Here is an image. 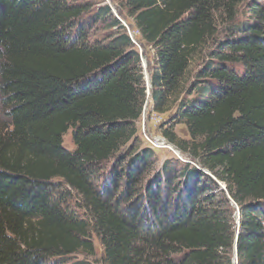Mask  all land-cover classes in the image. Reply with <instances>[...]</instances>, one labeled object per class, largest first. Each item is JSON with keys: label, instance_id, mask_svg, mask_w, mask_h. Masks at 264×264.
Returning a JSON list of instances; mask_svg holds the SVG:
<instances>
[{"label": "trees", "instance_id": "16d2710c", "mask_svg": "<svg viewBox=\"0 0 264 264\" xmlns=\"http://www.w3.org/2000/svg\"><path fill=\"white\" fill-rule=\"evenodd\" d=\"M248 2L251 20L239 23ZM123 6L139 45L154 50L150 94L138 45L119 19L109 44L74 43L66 27L86 9L63 0H0V264L94 255L93 234L106 264H235V246L237 264H264V1ZM101 11L107 15L110 6ZM224 26L231 33L220 41ZM195 62L203 66L196 74ZM150 101L152 111H175L187 126L190 140L177 139L171 124L163 134L201 169L187 164L177 188L169 181V195H180L165 207L150 185L152 209L143 213L124 210L92 181L95 165L137 138ZM71 128L74 152L63 146ZM136 170L128 172L129 193L141 183ZM57 179L78 192L85 217L69 206ZM219 182L240 208V226Z\"/></svg>", "mask_w": 264, "mask_h": 264}, {"label": "rangeland", "instance_id": "374dc122", "mask_svg": "<svg viewBox=\"0 0 264 264\" xmlns=\"http://www.w3.org/2000/svg\"><path fill=\"white\" fill-rule=\"evenodd\" d=\"M124 1L125 0H63L64 3L70 6H80L86 9V11L75 19L71 25H67L66 38L74 43L87 40V42L92 45L109 44L115 39L119 31L118 26H113L114 20L118 19L117 16H119L129 24L132 33L135 35V39L138 40L140 34L135 26L133 17L128 16L127 9L123 6ZM263 1L264 0H262V2ZM248 4L249 2L241 7V14L238 20L239 23L251 20ZM105 5L110 6V12L107 15H103L101 11ZM229 30L230 29L226 26L221 28L217 36L218 40L224 41L229 38L231 33ZM238 35L240 34H237V36ZM138 48L142 58L145 59V63L143 64L141 58V64L143 67L145 85L147 87L145 74L151 79L152 71L156 67L153 57L154 50L149 45H145V47L138 45ZM215 48L216 45H212L211 48H209V52L205 58L206 63L211 58L209 57L210 52L215 50ZM214 63H217V61H214ZM201 65L202 63L199 64L198 62L193 64L192 71L194 74L198 73L199 70L203 68ZM227 67L236 72H242L240 64L228 63ZM212 87L218 90L220 85L217 82H213ZM189 98L199 99L200 97L198 95H193ZM152 110V102L150 101L148 105H145L140 121L136 123L139 128L137 138L124 146L120 152L110 159L95 165L93 169L94 176L92 184L96 191L102 196L118 201V205L124 210L129 207H137L141 209L143 213L150 212L152 209V200L148 198L149 193L147 191L150 185H152V189H156L158 202H160L159 205L162 203L161 205L165 207L169 197L176 200L180 195V192L172 196L169 195V181L173 183V188H177L178 184H181L185 180L183 173L187 164L200 168L197 161L193 160L189 153L183 152L182 150L181 152L174 150V144L170 143L164 137V129L171 124V126H174L173 132L177 139L190 140L187 126L176 119V116H174L175 111L168 114H160ZM0 118L6 119L5 106L1 93ZM63 138L64 148L68 152H74L76 150L74 129L71 128ZM165 142L170 144L169 146L171 147L169 148L165 145ZM142 158H144L145 161L143 164H141ZM143 167L144 169L140 170ZM132 169L140 170L138 178L141 180V183L138 184L135 190L129 193L127 189V177L129 174L128 172ZM55 182L61 185L63 188L62 191L68 194L69 206L76 209L82 217H85L87 214L86 211L79 208L81 205V197L78 192L60 179H57ZM160 182L162 184L161 190L159 186ZM92 239L95 245L94 255L80 252L72 255L55 256L50 258L49 263L106 264L105 251L100 238L96 234H93ZM231 256H233V260H235V264H237L236 262L238 259L235 256V248Z\"/></svg>", "mask_w": 264, "mask_h": 264}, {"label": "water", "instance_id": "95a60500", "mask_svg": "<svg viewBox=\"0 0 264 264\" xmlns=\"http://www.w3.org/2000/svg\"><path fill=\"white\" fill-rule=\"evenodd\" d=\"M118 19L121 21V23L128 29L129 33H130V36L133 40V42L137 45H139V43L137 42V40L135 39V35L132 33L131 29H130V26L127 22H125L124 20H122L119 16H117ZM143 64L145 63V59H143ZM145 79L147 80V89H148V94H150V90H151V87H152V80L149 78V76L147 74H145ZM149 104V103H148ZM147 104V105H148ZM174 147V150L178 151V152H181V149L178 148L176 145H173ZM207 174L211 175L208 171L204 170ZM212 176V175H211ZM219 184L221 185V188L226 191L227 195H228V198L231 200L232 202V206H234L236 209H237V213H236V222L238 224V226H240V208L237 206V204L235 203V201L231 198L230 194L228 193V190H227V187L226 185H223L219 182ZM235 256L237 258V246H235Z\"/></svg>", "mask_w": 264, "mask_h": 264}, {"label": "bare ground", "instance_id": "6f19581e", "mask_svg": "<svg viewBox=\"0 0 264 264\" xmlns=\"http://www.w3.org/2000/svg\"><path fill=\"white\" fill-rule=\"evenodd\" d=\"M165 145H167L169 148L171 147V146H169L170 144H168L167 142H165Z\"/></svg>", "mask_w": 264, "mask_h": 264}]
</instances>
